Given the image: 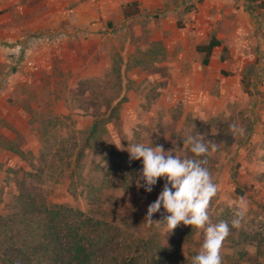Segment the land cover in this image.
Wrapping results in <instances>:
<instances>
[{
  "label": "rangeland",
  "instance_id": "1",
  "mask_svg": "<svg viewBox=\"0 0 264 264\" xmlns=\"http://www.w3.org/2000/svg\"><path fill=\"white\" fill-rule=\"evenodd\" d=\"M202 1L168 0L171 6L181 7L176 24L184 32L179 36L182 83H177V76L172 83L157 81V75L164 74L163 66L156 65L163 60V46L154 43L143 50L139 47L140 39L133 36V28L117 42L110 39L106 44L110 61L118 57L120 48L135 50L128 56L123 78L132 81L123 83V89H119L117 77L109 67L104 76L87 77L78 83H29L46 70L26 82L18 67L20 56L13 50L15 43H23L16 41L19 32L31 33L29 37L58 35L69 29L80 31L86 26L75 23L74 15L63 16L59 18L60 24L52 26L54 17L58 16L50 14L47 3L42 7L48 15L44 24L23 29L17 24L12 26L13 38L2 42L5 46L11 42L12 46L10 60L0 63V97H3L0 105L5 110L9 105L21 106L28 114L29 125L26 133L14 129L11 134L0 133V147L13 145L26 154L23 157L9 150L0 159V214L15 208L24 183L40 189L51 204L81 209L135 236L157 234L165 247H172L177 241L181 244L180 255L192 264L204 239L203 229L181 223L166 234L155 223L149 226L144 222L147 208L162 191L164 180L159 179L153 190L146 192L140 186L143 181L138 179L142 163L132 160L126 149L128 144L143 143L162 146L181 157H192L183 141L193 135L209 145V153L202 158H206L205 167L218 186L209 205L210 219L213 223L229 222L230 231L221 247L222 264H264V31L256 30L249 39L242 40L247 43L244 52H238L242 43H236L227 52L219 47L210 56V59L219 53L221 57L226 56L237 68H243L240 76L230 79L231 70L227 69V74L224 73L227 83H220L221 79L214 76L207 78L208 73L213 74L215 64H204L205 53L198 46L207 44L217 31L209 8L199 9ZM17 5V17L30 13L25 2ZM128 9L137 15L139 7L134 5ZM200 12L202 21L209 22L206 37L199 36L194 26L195 14ZM105 26L106 32L115 34L114 23L107 21ZM170 41L173 51L175 38ZM176 52L177 47L174 55ZM136 62H140L139 73L131 74V79L128 69ZM123 97L127 100H123L119 118L108 123L103 137L93 140V148L85 150L86 155L75 168V153L83 144L94 117L114 113L113 107ZM231 125L237 126V134L232 133ZM109 149L121 152L114 164L104 159ZM236 182L244 189V195L238 194ZM241 199L247 204V212L241 226L234 228L231 221ZM163 212L161 208L153 214V220L161 219Z\"/></svg>",
  "mask_w": 264,
  "mask_h": 264
},
{
  "label": "crops",
  "instance_id": "2",
  "mask_svg": "<svg viewBox=\"0 0 264 264\" xmlns=\"http://www.w3.org/2000/svg\"><path fill=\"white\" fill-rule=\"evenodd\" d=\"M68 1L74 3L72 0ZM20 2H25L26 6L28 5L31 9L30 13H25L23 17H17L15 14V10L19 9L17 4L20 5ZM133 2H136L139 7L138 13L127 17L125 8ZM46 3L45 0H0V63L10 60L9 52H11L12 43L8 42L5 46L2 42L3 40L5 42L10 41V38H13V34H11L12 26L14 27L17 24L20 29H23L44 24V20L48 15L43 13L42 7H45ZM74 4L76 5V13L73 20L77 24H85L83 26L86 27L80 31L69 29L68 32L59 33L56 48L52 50L51 54L53 71L46 70L47 72L37 73L38 75L29 83H78L79 80L87 77L104 76L108 72V67L112 71L114 64V58L113 61L108 60L110 49L106 47V44L110 39L115 42L122 39L124 34L128 30L131 31L132 28L134 31L133 36L140 39L139 47L143 50L150 48L154 43L163 46V60L156 63V65L163 66L162 71L164 74H158L157 81L172 83V79L173 81L178 79L177 83H182V75L179 74V72H182V47L180 45L182 41L179 40V36L184 32L182 26L179 27L176 24L181 7L171 6L168 4V0H83ZM47 6L53 17L52 13L58 16L54 17L52 26L60 24L59 18L64 16L60 13L61 7H52L49 4ZM200 8H209V14L215 20L214 26L217 31L213 36L221 40V45L214 47L212 55L217 53L219 47H222L223 50L227 47L229 50V48H234L233 45L236 43H242V47L238 52H244L247 43L246 41L242 42V40L249 39L248 36L255 33L256 30L264 31V8L258 7L252 0H203L199 3ZM201 14V12L195 14L194 26H198V23L202 22L203 17ZM14 18L16 19L15 22ZM107 21L115 24L116 31L114 35L106 32L105 25ZM177 34L178 37H176ZM30 35L31 33L22 35L19 32L16 36L17 40H15L27 43L30 41L28 38ZM172 37L175 38L173 51L177 47L175 55L170 46ZM35 44L37 45L39 42L34 40L33 45ZM33 52L37 54L39 52L38 48H34ZM134 52L133 48H125L124 50L120 48L119 53L116 54L121 56L124 61L122 67L124 79V73L128 68L126 67V61L128 56ZM222 57L219 53V55L212 56L214 59H209V63H214L215 66L213 74L208 73L206 76L207 78L214 76L221 79L220 83H227V76L225 75L227 71L225 70L230 69L231 73H228V75L230 79H234L240 76L243 68H237L234 63ZM221 59L227 60L221 61ZM139 66L138 63L131 66L132 68L128 69V77L130 76L132 79L133 75L137 76ZM22 75L26 82L29 81L23 73ZM152 78H155V76H152ZM142 80L145 79L143 78L140 81ZM151 80L155 82V79ZM131 81L127 78L125 81L122 80V83ZM147 83H150L149 80H147ZM221 86L223 89V84ZM2 98L0 97V101ZM27 120L28 114L21 106L9 105L5 110L0 105V133L11 134L13 133L11 129L26 133L29 125ZM9 150L11 149L4 146L0 147V159H3V156L8 154ZM21 150L25 152V150Z\"/></svg>",
  "mask_w": 264,
  "mask_h": 264
},
{
  "label": "trees",
  "instance_id": "3",
  "mask_svg": "<svg viewBox=\"0 0 264 264\" xmlns=\"http://www.w3.org/2000/svg\"><path fill=\"white\" fill-rule=\"evenodd\" d=\"M252 1L264 8V0ZM134 5L137 3L125 8L127 17L135 14L128 9ZM219 45L221 40L212 36L207 44L198 46V50L205 53L204 64L209 63L214 47ZM225 51H228L227 47ZM123 63L118 55L111 71L117 77L119 89H123ZM125 98L118 101L112 109L114 113L108 117H94L83 144L76 153H70L71 157L75 153V168L86 155L85 150L93 148V140L103 137L108 123L119 118ZM8 148L23 157L26 155L13 145ZM120 153L109 149L104 159L114 164ZM236 184L238 194L244 195V189L238 182ZM180 245L176 241L172 247H165L157 234L138 237L81 209L51 204L40 189L24 183L19 189L15 208L0 214V264H191L180 255Z\"/></svg>",
  "mask_w": 264,
  "mask_h": 264
},
{
  "label": "clouds",
  "instance_id": "4",
  "mask_svg": "<svg viewBox=\"0 0 264 264\" xmlns=\"http://www.w3.org/2000/svg\"><path fill=\"white\" fill-rule=\"evenodd\" d=\"M230 129L233 134L239 132L236 125H231ZM183 143L189 146L192 157L178 156L174 151H165L162 146L128 144L126 151L130 158L142 163L138 173V179L143 181L140 186L150 193L159 179L164 180L162 191L147 208L144 222L149 226L155 223L166 234L181 223L203 229L204 239L198 254L192 258V264H222L221 247L230 227L227 221L213 223L210 219V201L218 191L209 169L205 167L207 160L202 158L206 157L210 148L193 135H189ZM161 208L164 210L162 218L153 220V214L160 212ZM246 212L247 204L241 199L231 227L239 228Z\"/></svg>",
  "mask_w": 264,
  "mask_h": 264
},
{
  "label": "built area",
  "instance_id": "5",
  "mask_svg": "<svg viewBox=\"0 0 264 264\" xmlns=\"http://www.w3.org/2000/svg\"><path fill=\"white\" fill-rule=\"evenodd\" d=\"M46 1L52 7H61L60 13L66 17H69L76 13V5L74 3H80L83 0H72L74 3H70L68 0ZM208 25V21H202L198 23L196 29L199 36L206 37L208 35ZM58 36L59 34H42L29 37L30 41L27 43H15L13 50L20 56L18 67L28 80L32 79L37 73H40L43 70H51L53 68L51 54L52 50L56 48ZM34 40L38 41L39 44L33 45ZM36 47L38 48L39 52L34 54L33 49Z\"/></svg>",
  "mask_w": 264,
  "mask_h": 264
}]
</instances>
